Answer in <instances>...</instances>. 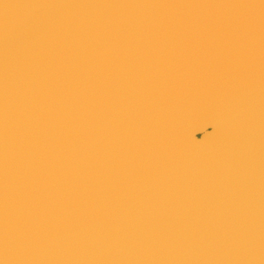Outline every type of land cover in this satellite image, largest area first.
I'll return each instance as SVG.
<instances>
[{
	"label": "water",
	"instance_id": "95a60500",
	"mask_svg": "<svg viewBox=\"0 0 264 264\" xmlns=\"http://www.w3.org/2000/svg\"><path fill=\"white\" fill-rule=\"evenodd\" d=\"M71 8L0 50V264H262L264 0Z\"/></svg>",
	"mask_w": 264,
	"mask_h": 264
},
{
	"label": "bare ground",
	"instance_id": "6f19581e",
	"mask_svg": "<svg viewBox=\"0 0 264 264\" xmlns=\"http://www.w3.org/2000/svg\"><path fill=\"white\" fill-rule=\"evenodd\" d=\"M76 2L78 0H42L38 11L31 13L30 10L39 3V0H0V50L10 56L14 54V59H18L19 62L31 61L41 53V50L46 52L47 47L43 50L41 43L46 45V33L53 29L54 24L59 25L58 12L71 4L74 8ZM22 4H27L29 7L23 8ZM198 134L202 133L197 132L195 135ZM242 142L251 145L255 159H258L257 166L262 168L264 138L249 135Z\"/></svg>",
	"mask_w": 264,
	"mask_h": 264
},
{
	"label": "snow or ice",
	"instance_id": "6c2138e0",
	"mask_svg": "<svg viewBox=\"0 0 264 264\" xmlns=\"http://www.w3.org/2000/svg\"><path fill=\"white\" fill-rule=\"evenodd\" d=\"M251 23L252 22L250 19L244 17H236L219 22V24L217 25V30L220 32L224 41V43L221 44L220 47H225L228 43H230L232 37H239L246 31H248L251 27ZM262 29H264V22H262ZM5 242L8 247V236ZM261 253L262 256H264V242H262ZM262 264H264V260H262Z\"/></svg>",
	"mask_w": 264,
	"mask_h": 264
},
{
	"label": "rangeland",
	"instance_id": "374dc122",
	"mask_svg": "<svg viewBox=\"0 0 264 264\" xmlns=\"http://www.w3.org/2000/svg\"><path fill=\"white\" fill-rule=\"evenodd\" d=\"M197 136H198V137H200V136H201V134H198Z\"/></svg>",
	"mask_w": 264,
	"mask_h": 264
}]
</instances>
